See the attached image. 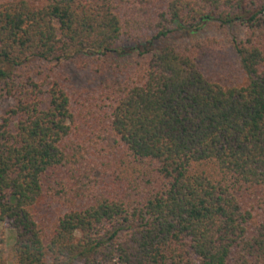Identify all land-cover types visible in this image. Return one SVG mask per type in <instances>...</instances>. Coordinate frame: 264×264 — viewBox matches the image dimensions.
<instances>
[{
	"label": "trees",
	"instance_id": "trees-1",
	"mask_svg": "<svg viewBox=\"0 0 264 264\" xmlns=\"http://www.w3.org/2000/svg\"><path fill=\"white\" fill-rule=\"evenodd\" d=\"M1 224L14 264H264V0H0Z\"/></svg>",
	"mask_w": 264,
	"mask_h": 264
},
{
	"label": "rangeland",
	"instance_id": "rangeland-1",
	"mask_svg": "<svg viewBox=\"0 0 264 264\" xmlns=\"http://www.w3.org/2000/svg\"><path fill=\"white\" fill-rule=\"evenodd\" d=\"M189 36H183L178 32L173 41H188ZM214 55L208 57L204 67L207 75L216 78L224 83L239 82L242 80L237 66V58L235 54L225 48L217 47ZM13 104L12 101H6L2 109ZM0 237L5 240L0 252V264H14V239L15 232L9 226L0 225Z\"/></svg>",
	"mask_w": 264,
	"mask_h": 264
}]
</instances>
